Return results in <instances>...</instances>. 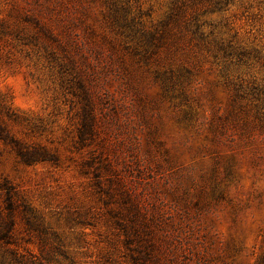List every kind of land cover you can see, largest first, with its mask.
Segmentation results:
<instances>
[{
  "label": "rangeland",
  "instance_id": "374dc122",
  "mask_svg": "<svg viewBox=\"0 0 264 264\" xmlns=\"http://www.w3.org/2000/svg\"><path fill=\"white\" fill-rule=\"evenodd\" d=\"M7 231L0 264H264V0H0Z\"/></svg>",
  "mask_w": 264,
  "mask_h": 264
},
{
  "label": "trees",
  "instance_id": "16d2710c",
  "mask_svg": "<svg viewBox=\"0 0 264 264\" xmlns=\"http://www.w3.org/2000/svg\"><path fill=\"white\" fill-rule=\"evenodd\" d=\"M153 40H154V37L152 36L148 39V42L151 43V42H153ZM175 75H176V73H174V75H172L173 78L175 77ZM10 201H11V199H10ZM8 239H9V231H7L5 233H1L0 240H8ZM14 263L15 264H39L40 262L38 261V259H34V257L31 258L30 260H27V259H24L23 257H21V258H16L14 260ZM9 264H13V263H9Z\"/></svg>",
  "mask_w": 264,
  "mask_h": 264
}]
</instances>
